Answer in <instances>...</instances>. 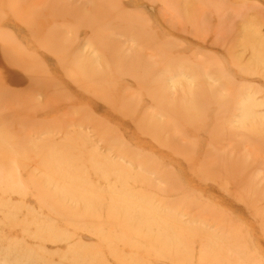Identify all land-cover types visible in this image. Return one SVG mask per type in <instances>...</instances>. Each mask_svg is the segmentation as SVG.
Masks as SVG:
<instances>
[{
	"label": "rangeland",
	"instance_id": "rangeland-1",
	"mask_svg": "<svg viewBox=\"0 0 264 264\" xmlns=\"http://www.w3.org/2000/svg\"><path fill=\"white\" fill-rule=\"evenodd\" d=\"M0 264H264V0H0Z\"/></svg>",
	"mask_w": 264,
	"mask_h": 264
},
{
	"label": "bare ground",
	"instance_id": "bare-ground-1",
	"mask_svg": "<svg viewBox=\"0 0 264 264\" xmlns=\"http://www.w3.org/2000/svg\"><path fill=\"white\" fill-rule=\"evenodd\" d=\"M78 69H79V65H78ZM142 201H143L142 198H138V199H135L136 204H130V205H131V206H134V207H138V208H144V210L148 209V211H147V210L144 211L143 214L145 215L146 219H147L148 215L150 214V215H151V219H152L154 215H157V213H156V209H154L153 207H148V206H152V205H150V204H148V206H146V202L142 205V203H140V202H142ZM170 211H171V210H170ZM171 213H174V212H169V213H167V215H168V214H171ZM174 215L176 216L175 213H174ZM176 218H177V217H176ZM150 224H151V223H149L148 226L145 227L143 230L148 231V233L152 234ZM129 228H135V229H134L133 231L130 232V231H128ZM127 231H128L129 233L136 232V226H134V225H128V227H127ZM173 232L175 233V231H173ZM160 253H161V252H160Z\"/></svg>",
	"mask_w": 264,
	"mask_h": 264
}]
</instances>
